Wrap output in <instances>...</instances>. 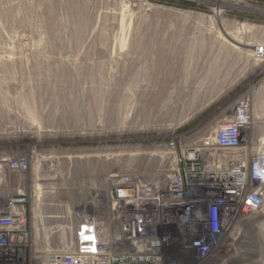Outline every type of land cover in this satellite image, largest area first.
<instances>
[{
    "label": "rangeland",
    "instance_id": "rangeland-1",
    "mask_svg": "<svg viewBox=\"0 0 264 264\" xmlns=\"http://www.w3.org/2000/svg\"><path fill=\"white\" fill-rule=\"evenodd\" d=\"M258 44L264 0H0V159H34L4 170L0 206L90 203L175 136H210L245 95L263 135ZM242 228L234 264H264V208Z\"/></svg>",
    "mask_w": 264,
    "mask_h": 264
},
{
    "label": "built area",
    "instance_id": "built-area-1",
    "mask_svg": "<svg viewBox=\"0 0 264 264\" xmlns=\"http://www.w3.org/2000/svg\"><path fill=\"white\" fill-rule=\"evenodd\" d=\"M253 58L264 61V44ZM261 124L245 95L210 136L195 144L175 136L151 172H111L104 195L63 215L43 213L55 205L41 201L36 216L9 194L0 264H234L243 224L264 208ZM33 161L0 159V187L11 184L5 169L26 176Z\"/></svg>",
    "mask_w": 264,
    "mask_h": 264
},
{
    "label": "bare ground",
    "instance_id": "bare-ground-1",
    "mask_svg": "<svg viewBox=\"0 0 264 264\" xmlns=\"http://www.w3.org/2000/svg\"><path fill=\"white\" fill-rule=\"evenodd\" d=\"M193 93V92H192ZM184 94V93H183ZM0 173H1V165H0ZM1 181V180H0ZM38 207L39 206H36V208L34 209V214L37 216L38 214H40V212H39V210H38ZM43 212V211H42ZM35 216V217H36ZM35 217H34V219H35ZM49 222V221H48ZM48 222L46 223V224H48ZM50 224V223H49Z\"/></svg>",
    "mask_w": 264,
    "mask_h": 264
}]
</instances>
